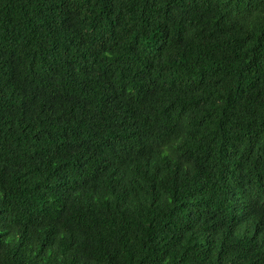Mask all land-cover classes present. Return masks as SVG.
<instances>
[{"label": "trees", "instance_id": "1", "mask_svg": "<svg viewBox=\"0 0 264 264\" xmlns=\"http://www.w3.org/2000/svg\"><path fill=\"white\" fill-rule=\"evenodd\" d=\"M0 264H264V0H0Z\"/></svg>", "mask_w": 264, "mask_h": 264}]
</instances>
